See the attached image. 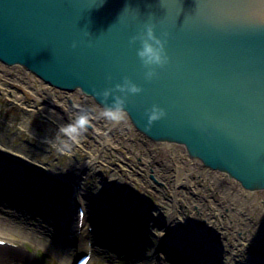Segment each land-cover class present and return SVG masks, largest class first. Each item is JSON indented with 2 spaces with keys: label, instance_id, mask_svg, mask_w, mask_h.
<instances>
[{
  "label": "water",
  "instance_id": "water-1",
  "mask_svg": "<svg viewBox=\"0 0 264 264\" xmlns=\"http://www.w3.org/2000/svg\"><path fill=\"white\" fill-rule=\"evenodd\" d=\"M147 24L168 56L151 80L130 44ZM0 62L103 108L96 92L127 78L139 133L264 189V0H0ZM153 105L165 116L146 130Z\"/></svg>",
  "mask_w": 264,
  "mask_h": 264
},
{
  "label": "bare ground",
  "instance_id": "bare-ground-1",
  "mask_svg": "<svg viewBox=\"0 0 264 264\" xmlns=\"http://www.w3.org/2000/svg\"><path fill=\"white\" fill-rule=\"evenodd\" d=\"M0 67L6 71V74L13 73L15 81H17V78L19 80L25 79L23 81L20 80V82L23 83L22 87L28 90L30 94L32 93L31 95H33V97L38 99V103L36 104H33V102L28 103V101H23L19 96L15 95L13 97V91L11 90L10 94L7 95L8 98L13 97L14 100H17V102L24 104L22 105V109L24 108V111L28 110L29 112L28 108H33L36 112H40L45 119L56 116V120L61 122H69L70 120L75 119L77 115L83 113L90 115L92 123L87 132L91 133L92 136H89L88 141L92 140L91 145H93V143H99L100 149L93 153L89 161H86L85 163L72 164V167H69L70 172L68 173H71L73 170H77L79 173L75 178H82L81 175L83 174V171L91 169L90 165H94L96 167L100 164L101 166L109 167V161L107 159L104 160V157L99 155V153L101 154L102 149L110 150L112 145L119 142L118 138L120 137L117 136L118 130H120V133L123 132V134L127 137L130 135V137L134 136V139L140 138L139 140H136L137 142H134L135 144H140V148L141 145L144 146L142 150L138 151V157H141L144 150L148 153V155H152V151L154 149L159 151L163 150L165 151V154L167 153L166 156H169L167 157L169 159H167L168 161H161L160 164L156 165L157 167L151 166L149 158L146 160L144 159L145 161L143 160L144 163L142 164V170L135 169L136 166L134 165L131 168L128 163L124 166L126 169H134L142 174L139 178L141 181L137 178L135 179V182L140 183V185L144 188L156 187L161 192L164 190L170 191L168 201L166 202L169 206L167 216L163 219L160 218V221H150L152 222L151 226L156 228L159 232L155 238L156 244L151 247L154 251L153 256H148L147 254L144 258H142L140 255L135 254L134 257L130 258L131 260L127 264H193L194 261L200 264H220L219 262L221 260L227 261L228 264H233L235 261H238V264H264V208L261 212H259L260 217L262 218L261 221L258 219L256 220L257 223H253V220L250 219L252 212L248 206H253L254 209L257 207L255 200L258 198L259 194H263L264 189L247 190L243 188L234 178L218 169H212L209 166L204 165L201 160L191 156L186 147L179 143L169 141H153L145 137L135 130L134 126L130 123L128 116L125 121L114 126L111 122L105 120L101 116V112L104 108L91 97L83 95L78 89L65 91L57 88H51L47 84L37 82V77L30 75L23 69L16 68L15 66H6L1 62ZM5 71L0 72L4 73ZM26 74L30 75V79ZM34 81L37 82L36 86L33 85ZM3 87L7 91V89L12 88V84L4 83ZM30 137H32L31 140H33L31 145L34 147L47 148L49 146V144L43 140H35L34 136ZM98 137L100 139H97ZM127 137L126 139L129 138ZM123 138L124 137L121 138L122 142L125 141ZM27 141L29 142V138ZM134 143L130 142V146H134ZM4 151L0 150V189H3L0 190V193H2V191L5 193L10 192L8 190L10 187L7 185L9 183H3L4 180L2 178L11 177L14 180L12 176L18 174L21 176L16 177L18 179L16 180L19 181V187H36L39 199L44 200L42 207L45 208V211H43L41 208L35 206L38 211L33 212L32 209L28 207V210H31L30 212H23L22 216H18L17 220H8L5 215L10 213L15 214V210L18 212V206L15 202L16 200L9 196L11 201L14 202V205H10L11 207H9L7 203L10 201H7L4 195H0V203H5L7 207L11 208L10 213H8L9 211L7 210L6 213L3 214L4 211L1 213L0 210V232L7 234L9 237L5 238V241L9 243L17 242L20 246H24V242H29L38 249L46 250L51 255L55 264H69L77 254L87 253L90 248H88L85 239H83V233L80 232L82 226L81 228H78L74 222L78 217L75 205L78 201L82 202L84 197L80 196L77 192L72 193L71 196H69L68 201L64 204L66 211L69 213H67L65 217L59 210L55 211L53 205L54 203L57 207V204L63 202V197L61 198L59 195L57 196V191L52 189V187L46 189L42 186L39 187V184H37L34 179L30 178L29 171L27 169H30L29 166L32 164L25 163V165H23L24 160L21 158L15 160L16 162L10 161L15 158L9 156ZM6 156L9 159H7ZM18 162L25 167H16V163ZM168 167L173 170L172 172L174 174L170 181L166 180V176L163 174L164 171H166L164 168L167 169ZM122 168V166L117 164L114 172L120 173L119 171H123ZM41 172L46 176L49 175L54 178L56 183L53 184L52 182V184H56V187L57 185L59 186V182L63 181V173H59L58 171L52 172V170H42ZM110 175L112 176H109L106 180L108 183H104L109 190L102 194V198H100L101 200H98L97 198V201H99L100 204L98 202H94L96 199L95 197L98 195H93L90 199H85L88 200V205L84 207L85 212L82 217L83 225L86 220H95V218L97 219V217L102 214L103 210L101 208L103 207L104 209V206H102L103 204L101 202H105V200H107L105 197L117 200L114 196L110 197L108 192H110V188H115L112 186V182L114 180V182L118 183V178H115L118 175L115 176L113 173ZM122 180L124 179L122 178ZM47 182L49 184V181H46L44 184L47 185ZM74 182L79 181L77 180ZM169 182L172 185L171 188L168 187L170 186L168 184ZM188 194L192 196V200H189ZM48 195L52 198V203L48 202ZM20 201L23 204L24 200L22 199ZM186 201L188 202V206L185 204ZM31 202H33V200ZM27 206H29V203ZM125 207L131 210L133 214H137L139 212L142 213L143 224L148 220L145 214L147 215V213L150 212L145 209L143 210L144 214L142 210L137 209L135 205H125ZM23 209H25V207H23ZM53 210L57 212V218H54ZM183 211L185 213L187 212L190 215V218L193 219L191 221L188 219L190 222L188 226H190V228H192L191 224L195 223V225H198V220L202 219V221H207L208 226L218 231L220 242H216L213 246L211 244L213 251L209 252L208 250L206 252L207 254L209 253L208 255L204 253L205 251L200 253V250H203L204 242H199L200 239L196 235L192 234L190 228L186 229L185 233L183 231L185 238L181 237L180 241L178 240V237H180L183 233H178L174 227L177 226L178 221L185 217L183 215ZM111 214L113 213L109 212L107 215V217L111 218L110 220L106 217V215H101L102 218L106 217V221L102 223V226L104 227H101V225L97 226V228L106 229L108 234H111L112 230L116 226L121 228L120 222L116 221L118 219ZM52 217L53 220H50ZM26 218H37L35 222L36 225L34 227H27L25 224L14 225L16 221L23 222ZM125 220H128L127 222L131 221L128 218H125ZM131 223H134V221ZM143 224L142 228L135 225L138 231H143L146 228ZM201 225L202 224L200 223L198 226ZM202 228L207 229L204 225H202ZM230 229H232V231L237 235V238L233 239V237H231L232 234L229 235L227 233V230ZM202 231H204L202 233L204 237H211L210 233L206 232L207 230ZM47 232H49V234ZM172 232H175L173 233L174 235ZM123 233L126 236L130 235L129 230L127 229L124 230ZM75 236L77 237V247L74 250L72 237ZM225 236H227V240H225ZM135 238L137 240V237ZM53 239H55V241ZM145 240L146 239L143 238L142 240L140 239L139 242L140 246L146 247L144 249L150 248V246L154 243L151 239ZM120 242L122 243L123 241L120 239ZM187 243L192 245L190 249H193V243H198L196 253L189 254L185 249H181V246H187ZM207 245L209 246L210 244L208 243ZM251 248H254L255 251L252 253L256 254V256L258 255V258L255 257V255H253L254 257L249 255V253H251ZM138 250L139 249L137 248V251ZM23 251L24 250L21 249L17 254H13L8 248H1L0 264H22L24 262H27L26 264H36V262L33 261L36 258V253L27 254ZM74 254L76 255L74 256ZM117 254L121 255L123 253L118 251ZM112 257H115V255H112ZM187 261H189V263Z\"/></svg>",
  "mask_w": 264,
  "mask_h": 264
},
{
  "label": "rangeland",
  "instance_id": "rangeland-1",
  "mask_svg": "<svg viewBox=\"0 0 264 264\" xmlns=\"http://www.w3.org/2000/svg\"><path fill=\"white\" fill-rule=\"evenodd\" d=\"M12 74L13 73L6 74V71L4 73L0 72V80H1L0 81L1 83L0 85V150L1 151L5 150L4 152H6L11 157L17 159L20 158L23 159L25 161L23 165H25V163L32 164V168L27 169L29 171L30 178L34 179L36 183L40 181L42 185H45L44 183L46 181H51L49 182V184L47 182L46 188L52 187V189H55L57 191V196L59 195L61 198L63 197L64 200L62 203L64 205L68 201L69 196H71L72 194V190H71L73 186L72 182L75 176L78 174L77 170H73L71 171V173H68L70 172L69 167H72V164L85 163L86 161H89L93 153H95V151L97 152V150L100 149L99 146L100 144L93 143V145H91L92 140L88 141V138L89 136H92V134L89 132L85 133L77 143H72L66 137H64L59 131L60 128L67 125L68 123H71L74 119L70 120L69 122H65V121L61 122L56 120L57 119L56 116L45 119L40 112H36L35 110H33V108H28L29 112H27L28 110L24 111L23 110L24 108L22 109V105L24 104H21L17 102V100H14L13 97L15 95L21 97L23 101L25 102L28 101V103L33 102V104L38 103V99L36 97H33V95H31L32 93L30 94L28 90L22 87L23 83L20 82V80L23 81L25 79L19 80L17 78V81H15ZM4 83L6 84L11 83L12 88L7 89L6 91L5 88L3 87ZM11 90L13 91V97L8 98L7 95L10 94ZM120 135H121L120 130H118L117 136ZM30 136H37L35 139L43 140L46 143H48L49 146L47 148L34 147L33 145H31L33 140H31L32 137ZM28 138H29V142L27 141ZM97 139L100 138L98 137ZM120 139L121 138H118V141ZM128 141L129 139L126 140V143H128ZM65 144H70L71 147L65 148L64 147ZM116 145H112L111 146L112 148L110 150L102 149L101 154L99 153V155H102L104 157L103 158L104 160L107 159L109 161V167H104L101 166L100 164H98L99 166L96 167L94 165H90L91 169L83 171L82 176L86 180L84 185L85 191L88 190V192L86 191L85 194L89 195L90 196L89 198H91L92 195L95 196L98 195L101 196L100 198H102V194L106 193V191L109 190L107 186L104 185V183H108L106 180L109 178V176H112L110 174L113 173L115 176L118 175L119 177L118 176L115 177L118 178V183L114 182L115 181L114 180L112 182V186H114L115 188L113 189L110 188V192H108L110 197L114 196L117 200H114L113 198L109 199L103 195L107 200H105V202H101L103 204L102 206H104V209L103 207L101 208L103 210L102 215H106L107 217L108 213L112 212L115 218L120 219L119 221L122 226L121 228L122 231L127 229L129 230L130 235L131 234L136 235V233L138 234L136 236L138 239L137 244L139 247L137 253H141L142 258H144L145 255L147 254L148 256H153L154 251L151 247L156 244L155 238L159 232L156 228H152L151 226L152 222L150 221L151 220L155 222L160 221L161 219L167 216V213L169 211L168 210L169 206L168 204H166V202L168 201L170 191L164 190L163 192H161L156 187L144 188L143 186L140 185V183L135 182V179L137 178L139 179L140 176H142V174H140L134 169H126L124 166L127 165L128 163L131 168L134 165L136 166L135 169H141L142 168L141 164L137 165L135 159L132 158L131 156L129 157L130 155L129 151L127 153L123 152L122 148L124 147L128 148L129 145L125 146L123 145V142H119ZM166 154L165 151L163 150L156 151V149H154L152 151V155L150 154L148 155L147 152H144L142 158L145 160L149 158V160L151 161L150 163L151 166H156L160 164L161 161L165 162L169 160L167 158L169 156H166ZM7 159L9 158L7 157ZM10 161H15V159ZM117 164L123 167L122 168L123 171H119L120 173L114 172ZM16 165L17 167L20 168L25 167V166L23 167V165H21L19 162ZM45 168L48 170H53V171H58L59 173H63V175L65 176L64 182H62L61 185L59 186L57 185V187L56 185L54 186L53 185L54 183L52 184L53 180L50 179L49 176H46L41 172V170ZM164 170H166L163 173L166 176V180L170 181L174 176L172 172L173 170L170 167H168L167 169L164 168ZM15 175H17L16 177H20V175L18 174ZM122 178L124 180H122ZM168 184L170 185L168 187L171 188L172 185L170 184V182ZM100 198L98 197V200H101ZM188 198L189 200H192L191 195H189ZM185 204L186 206H188L187 201ZM255 204L257 206L256 207L257 209L256 208L254 209L253 206L248 205L252 212V214L250 215V219L253 220V223H257L256 220L259 219L261 221L262 219L260 217L259 212H261L262 209L264 208V192L263 194L258 195V198L255 200ZM125 205H135L136 208L141 209L142 212L144 209L150 212L147 213L146 215V218L149 221L147 220L143 224L142 221L143 219L141 216L142 213L133 214L131 210L125 207ZM186 213L183 211V215L185 216L184 218L185 219L189 218L190 220H193L190 218V215ZM124 216L125 218H128L131 221L130 222H127L128 220L122 221ZM103 218L102 216L99 217V219L102 220ZM132 221H134V223H131ZM198 222L199 224L201 223L202 225H205V227H209L207 225V221L205 222L204 220L202 221V219H199ZM142 224L145 225L146 228L143 231L142 230L138 231L135 225L141 226L142 228ZM188 224L190 223L188 222ZM198 225L196 232H197V237L202 242H204L203 250L206 252L208 250L209 252L213 251V247H211V237L208 236L204 237L202 234L204 231L199 229L200 226ZM176 227L178 228L177 232L183 233L184 231L185 233L186 228H184L185 227L184 220L178 221L177 226H175L174 228L176 229ZM209 229L211 230L210 227ZM227 233L229 235L232 234L231 237H233V239L237 238V235L232 231V229L227 230ZM216 234L218 235V233ZM1 237L9 238L4 233H1ZM143 238L146 240L151 239V241L154 242L153 245H151L150 248L144 249V247L140 246L139 243L140 239L142 240ZM216 238H218V236H216ZM227 239H228L227 236H225V240ZM208 243L210 244L209 246L207 245ZM217 243H219V240H217ZM34 248L37 249L36 251L38 252L39 256H42L43 259L46 260V262H48V264H55L51 255L46 250L38 249L37 247ZM250 251L251 253H249V255L252 256L255 255V257L258 258V255L256 256V254H253L255 251L254 248H251ZM130 258L129 259L124 258L122 254L118 260L114 261L115 263L113 264H127L131 260ZM105 261L106 259L105 260L97 259L92 263L108 264L107 261L106 262ZM233 263L237 264L238 261H235Z\"/></svg>",
  "mask_w": 264,
  "mask_h": 264
},
{
  "label": "clouds",
  "instance_id": "clouds-1",
  "mask_svg": "<svg viewBox=\"0 0 264 264\" xmlns=\"http://www.w3.org/2000/svg\"><path fill=\"white\" fill-rule=\"evenodd\" d=\"M155 25L147 24L144 31L140 34L133 36L130 40V44L135 45L137 41H140L141 47L137 51V55L140 58L143 66L147 71L145 72V78L151 80L155 75V69L157 67H163L168 62V56L165 51V39L158 38L154 32ZM167 35L166 33L164 34ZM73 48L76 47V43H73ZM142 91L131 80L125 78L122 84H116L114 89H106L103 92H96V96L101 98V102L104 104V109L101 112V116L111 122L114 126L119 125L125 121L127 113L125 111L126 97L129 94L135 95ZM121 93L123 95H115V93ZM111 97L112 103L108 104V100ZM148 127L146 130H150V126L163 118L165 112L158 106L153 107L148 112ZM91 117L87 113L79 114L76 118L67 125L60 128V133L66 137L72 143H77L79 139L87 133L91 127ZM65 148L71 147L70 144H65Z\"/></svg>",
  "mask_w": 264,
  "mask_h": 264
}]
</instances>
